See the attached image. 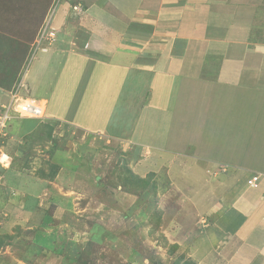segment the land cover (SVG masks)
<instances>
[{"label": "rangeland", "instance_id": "obj_1", "mask_svg": "<svg viewBox=\"0 0 264 264\" xmlns=\"http://www.w3.org/2000/svg\"><path fill=\"white\" fill-rule=\"evenodd\" d=\"M105 1L95 4L100 6ZM92 4L93 0H0V86H5L1 79L7 72L14 84L25 73L20 93L43 106L41 117L12 116L0 132V153L9 158L8 167L0 163V264H231L228 247L236 245L235 238L226 237L227 241L220 230L212 228L213 218L209 216L220 179L214 170L222 168L213 162H208L213 167L208 163L199 166L184 150L178 152L182 141L174 143L167 135L162 139L161 132L153 133L152 120H144L149 112L145 114L144 107L135 116L140 129L134 127L132 133L153 148L151 155H142L126 144L119 147L102 134L47 119L58 103L46 94L45 110V102L38 99L41 91L33 83L37 78L48 82L51 76L49 69L42 72L41 67V75L34 69L38 60L47 57L42 49L55 39L52 16L60 8L64 15L82 21V12L91 11ZM42 8L46 11L39 15ZM104 10L96 8L89 14L104 21L108 15ZM34 23H38L36 39L30 44L28 36L33 39ZM44 24L54 36L39 41ZM16 28L27 30L10 33ZM8 33L19 36V41L10 39L19 46L10 43ZM23 35H27L26 43ZM214 77L221 83L235 81V77H221L217 72ZM228 83L217 85L222 90ZM7 86L4 89L9 91L12 85ZM249 109L239 117L244 123L241 131L255 136L264 115ZM116 112L123 116L125 111L121 108ZM130 113L134 117L135 111L130 109ZM230 113L213 124L222 128L232 125ZM232 146L241 154L251 151L237 143ZM248 180L255 181L254 177ZM225 185L221 184L218 191L228 190ZM229 217L234 227L241 220L234 211Z\"/></svg>", "mask_w": 264, "mask_h": 264}, {"label": "crops", "instance_id": "obj_2", "mask_svg": "<svg viewBox=\"0 0 264 264\" xmlns=\"http://www.w3.org/2000/svg\"><path fill=\"white\" fill-rule=\"evenodd\" d=\"M96 1L91 11L82 12V21L60 8L52 16L55 39L42 49L47 57L34 69L40 75L49 69L51 76L48 82L36 77L33 83L41 91L38 99L45 102V110L46 94L58 103L51 117L46 111L45 116L148 155L153 148L132 133L134 127L140 129L136 117L144 107L145 114L150 112L144 120H152L153 133L182 141L178 152L184 150L199 166L213 162L223 169L214 170L220 179L209 216L212 228L225 239L235 238L236 245L228 247V262L264 263V118L255 136L241 131L244 123L239 118L249 108L264 115V0H107L100 6ZM96 8L108 13L104 21L89 14ZM37 25L31 28L33 39L28 36L30 44ZM7 35L9 41H19L18 35ZM216 72L235 81L217 82ZM223 83L228 85L221 90L217 84ZM10 85L9 91L0 86V104L8 99L14 82ZM121 108L126 115L116 112ZM227 113L232 125L213 124ZM232 126L238 127L230 132ZM233 143L251 151L241 154ZM222 171L228 172L219 176ZM253 177L255 184L248 185ZM224 183L228 190L218 191ZM232 211L241 218L235 227L229 224Z\"/></svg>", "mask_w": 264, "mask_h": 264}, {"label": "built area", "instance_id": "obj_3", "mask_svg": "<svg viewBox=\"0 0 264 264\" xmlns=\"http://www.w3.org/2000/svg\"><path fill=\"white\" fill-rule=\"evenodd\" d=\"M54 36V32L48 27V25L44 24L39 32L38 38L39 41L46 40L48 38H52ZM21 82L17 83L9 92V98L6 102L2 103L0 107V132L1 129L7 123V120L12 116L18 117H26V118H39L43 114V106L42 103L35 98H31L28 96H23L20 93ZM13 113V115H12ZM9 158L5 153H0V163L2 165L8 164ZM255 179V178H254ZM250 185L255 184L252 183L251 180H248Z\"/></svg>", "mask_w": 264, "mask_h": 264}, {"label": "trees", "instance_id": "obj_4", "mask_svg": "<svg viewBox=\"0 0 264 264\" xmlns=\"http://www.w3.org/2000/svg\"><path fill=\"white\" fill-rule=\"evenodd\" d=\"M48 3H49V1H48ZM49 5V4H48ZM49 7V6H48ZM48 9V8H47ZM45 9H41V11H42V13H44L45 11H44ZM15 75V74H14ZM3 78L1 79L2 80V83H3V85H5V86H7L8 84H12V82H14V80H13V77H12V75L10 74V72H7L5 75H3L2 76ZM54 172V171H53ZM52 172V173H53Z\"/></svg>", "mask_w": 264, "mask_h": 264}, {"label": "clouds", "instance_id": "obj_5", "mask_svg": "<svg viewBox=\"0 0 264 264\" xmlns=\"http://www.w3.org/2000/svg\"><path fill=\"white\" fill-rule=\"evenodd\" d=\"M19 79H20V78H19ZM19 82H20V80H19ZM19 82H17V83H19ZM17 83H16V84H17ZM16 84H14V86H15ZM14 86H13V87H14Z\"/></svg>", "mask_w": 264, "mask_h": 264}, {"label": "bare ground", "instance_id": "obj_6", "mask_svg": "<svg viewBox=\"0 0 264 264\" xmlns=\"http://www.w3.org/2000/svg\"><path fill=\"white\" fill-rule=\"evenodd\" d=\"M4 167H8V165H5Z\"/></svg>", "mask_w": 264, "mask_h": 264}]
</instances>
